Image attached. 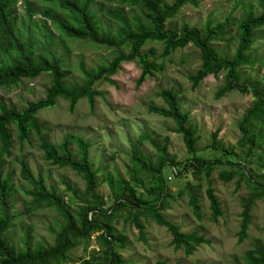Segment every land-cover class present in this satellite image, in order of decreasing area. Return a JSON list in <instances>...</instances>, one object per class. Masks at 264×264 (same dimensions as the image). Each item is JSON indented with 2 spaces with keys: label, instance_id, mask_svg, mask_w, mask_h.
Returning <instances> with one entry per match:
<instances>
[{
  "label": "trees",
  "instance_id": "1",
  "mask_svg": "<svg viewBox=\"0 0 264 264\" xmlns=\"http://www.w3.org/2000/svg\"><path fill=\"white\" fill-rule=\"evenodd\" d=\"M20 1L22 0H0V52L10 60L9 64L0 65V87L10 88L23 80H34L43 74L51 76V84L43 98L28 102L23 110H17L0 102V264H66L70 260V252L82 243H89L94 233H100L97 240L102 249L79 264H127L128 261L118 251L120 247L124 248L126 238L116 233L113 222L125 217V222L130 221L134 224L141 231L140 239L146 241L142 232L144 226L139 221L140 215L150 216L157 225L164 227L172 236V246L176 250L183 249L185 255L189 257L199 247L209 242L198 232H183L179 225L162 215V211L169 208L168 200L171 198L168 178L177 176L187 181L186 195L189 198V205L195 217L201 220L202 207L198 194L201 185L194 186L188 176L193 178L195 175H204L208 179L206 196L211 210L210 219L216 223L223 215L221 201L210 180L216 164L230 168L222 170L219 174L220 180L230 182L236 175L233 167L238 163V174L250 186L251 192L243 198L241 229L238 234V242H244L252 222V206L258 199L262 200L264 206V184L256 181L251 173L245 170L246 165L242 166L243 159H247L253 150L260 148L264 141V87L260 88L255 82L243 83L240 69L255 66L251 50L256 42L257 32L264 29V11L258 15L249 7L247 14L237 22L231 18L215 21L211 17L202 28L183 22L177 29L168 27L167 23L172 21L184 6L188 4L198 6L199 0H173L171 3L164 0H111L113 4L99 5L97 9L95 8L97 3L93 0H39L42 3L41 9H34L30 3L24 1L27 14L41 15L51 22L55 32L44 29V35L39 34L41 39L37 43H41L37 46L31 32L22 33L16 26V10ZM114 4L116 6H112ZM99 13L112 21L115 26L104 27L98 17ZM234 27L236 33L230 35L229 32ZM228 35L230 40L236 39L237 47L231 57H222L213 43L216 40H226ZM65 40L88 41L118 53L110 63L96 68H88L81 62L78 70L82 82L72 84L67 81L72 77L71 74L66 71L61 57H57L51 48L52 44H59ZM148 43L163 46L162 58L190 44L196 47L201 54V66L194 74L189 75L193 88H197L210 75L218 77L224 74V85L218 89L216 99H221L233 91L252 96L254 103L239 123L241 137L237 144L242 149L249 147V151L246 156L238 155L242 164L233 163L225 157L213 161L198 156L197 143L200 136L190 124L189 113L181 110L179 95L174 89H162L158 96L163 99L165 105L160 107L150 105L149 111L170 118L176 123L174 130L182 135L189 158L185 162L178 163L169 155L166 144H159L144 133L136 142H130L131 161L134 168H141L154 180V185L146 191L154 196L155 200L145 201L137 193L136 187L123 175L119 174L116 179L108 175L105 182L111 192L112 204L107 205L106 197L99 192L102 185L97 179L99 171L94 169L90 159L91 144L83 137L72 133L66 134L59 144L50 142L43 135L44 127L37 118V113L56 106L59 99L69 102L72 113L83 98L89 101L93 111L96 98L103 96L97 89L98 84L112 83L111 78L126 62H134L141 68V74L136 81V86L140 87L148 77L162 72L165 68L164 63L158 64L155 60H150V56L155 55L154 50L150 53L143 51ZM125 46H130V51L120 52ZM13 129L20 143L30 141L32 134L35 133L40 139L39 147L47 162L58 168L71 169L81 175L85 181L83 192H78L64 182L66 190L72 195L71 199L66 201L55 189L48 190L44 178L35 177L25 160L20 161L21 177L33 186L29 191L32 204L37 207L53 208L64 221L59 232L55 234L52 245L32 247L29 233L21 246L9 244L8 233L16 219L15 214L12 213L16 188L11 174L3 176V166L5 157L12 156ZM218 133L217 130L211 135L210 149L218 148L220 144L217 141ZM146 140H150L159 153L156 163L146 157L139 148V144ZM75 146L76 150L73 149ZM222 149L220 148V154ZM224 151L227 157L237 154L233 147ZM215 161L218 162L215 164ZM171 166L179 167L176 175L171 171L173 177L164 171L166 167ZM192 168L194 170L190 171ZM131 172V180L143 184L137 178V171L130 170L129 173ZM178 196H183V191ZM72 204L76 205V210L71 208ZM245 260L247 264H264V246L257 245L247 251ZM156 264L166 263L158 261Z\"/></svg>",
  "mask_w": 264,
  "mask_h": 264
},
{
  "label": "rangeland",
  "instance_id": "2",
  "mask_svg": "<svg viewBox=\"0 0 264 264\" xmlns=\"http://www.w3.org/2000/svg\"><path fill=\"white\" fill-rule=\"evenodd\" d=\"M24 1L30 3L34 9L42 8L39 0L18 2L16 26L19 31L31 32L36 43L41 39L39 34L44 35V29L55 33L50 21L39 14H27ZM93 1L97 3L96 9L99 5L113 4L111 0ZM164 1L171 3L173 0ZM199 1L198 6L191 4L184 6L180 13L167 23V26L179 29L183 22H187L202 28L211 17L215 21L231 18L237 22L247 14L249 7L258 15L264 11V0ZM98 17L102 20L104 27L115 26L102 13H99ZM235 28L229 32L230 35H235ZM230 35L224 41L216 40L213 43L222 57H231L237 47L236 39L230 40ZM40 43H37V46ZM51 48L57 57H61L66 71L71 74L72 77L67 81L72 84L82 82L78 70L81 62L88 68H96L110 63L118 53L113 49L97 46L88 41L65 40L59 44H52ZM152 50L155 51V55L150 56V60L165 64L162 72L148 77L140 87H137L136 81L141 74V68L134 62L123 63L121 69L111 78L112 83L98 84L97 89L102 92L103 96L96 98L93 111H91L89 101L85 98L78 102L72 113L69 109V102L64 99H59L54 107L40 110L37 118L44 127L43 135L50 142L59 144L66 134L72 133L83 137L91 144L90 159L94 169L99 171L97 179L102 183L99 192L106 197L107 205L112 204L111 192L105 182L108 175H112L115 179L119 174L123 175L131 185L136 187L137 193L145 201L155 200L154 196L146 191L154 185V180L141 168H134L131 161L130 142H136L145 133L157 143L166 144L169 155L178 163L185 162L189 158L182 135L174 130L176 123L170 118H164L149 111L150 105L158 107L165 105L163 99L158 96L162 89H174L179 95L181 110L189 113L190 124L200 136L197 143V155L213 161L219 157L221 159L225 157L233 163H244L242 166L246 165L245 170L251 173L256 181L264 184V141L260 148L253 150L247 156V159L242 158V163L238 157V155L246 156L249 151V147L242 149L237 144L241 137L239 123L254 103L252 96L233 91L221 99H216L218 89L224 85V74L218 77L210 75L197 88H193L189 75L194 74L200 68L201 54L191 44L166 58L161 57L163 51L161 44L148 43L143 51L150 53ZM129 51L130 46H125L120 52L128 53ZM251 55L255 66L240 69L241 81L243 83L255 82L262 88L264 87V29L257 32ZM9 62L8 57L0 52V65H7ZM50 84L51 76L43 74L34 80H23L10 88L0 87V102L17 110H23L28 102L43 98ZM217 130L219 131L217 141L220 144L218 148H211V150V135ZM13 132L12 156L5 157L3 166V176L11 174L16 188L12 210L16 219L8 233L9 244L21 246L29 233L32 247L52 245L55 234L59 232L64 221L53 208L37 207L32 204L29 191L33 189V186L21 177L20 161L25 160L33 175L42 176L48 190L55 189L66 201H69L72 195L66 190L64 182L78 192H83L85 181L81 175L71 169L58 168L47 162L39 147L40 139L35 133L32 134L30 141L20 143L14 129ZM231 147L237 154L227 157L224 149ZM139 148L153 163L157 162L159 153L150 140L139 144ZM220 148H223L222 154H220ZM73 149L76 150L77 147ZM217 162L215 161V164ZM228 169L230 168L225 165L216 164L210 178L223 208L222 217L214 223L210 219L211 210L206 196L208 179L204 175H195L193 178L188 176L194 186L201 185L198 194L202 207V219L198 220L186 195L187 181L182 177L174 178L171 174L172 171L176 175L179 167H166L164 171L173 178H168L171 198L168 200L169 208L162 211V215L179 225L183 232H198L209 243L203 244L193 255L187 257L183 249L176 250L172 246L171 234L164 227L157 225L150 216L140 215L139 218L144 226L142 232L145 234L146 241L140 239L141 231L134 224L130 221L125 222V217H120L113 222V225L116 233L126 238L124 248L120 247L118 251L128 261L127 264H156L158 261H164L166 264H247L246 252L257 245L264 246V206L262 200L255 201L251 210L252 222L249 226L248 237L244 242L239 243L243 198H246L251 190L246 180L238 174V163L233 167L236 175L232 181L220 180V172ZM130 170L137 171V178L143 184L131 180ZM193 170L194 168L190 171ZM182 191L183 196H178ZM71 208L77 209L75 204H72ZM99 234L94 233L89 243H82L74 248L66 264H79L95 252L99 253L102 249L97 240Z\"/></svg>",
  "mask_w": 264,
  "mask_h": 264
}]
</instances>
